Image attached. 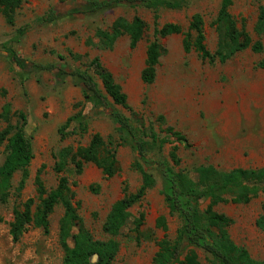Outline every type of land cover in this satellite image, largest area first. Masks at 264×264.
<instances>
[{"label": "rangeland", "instance_id": "374dc122", "mask_svg": "<svg viewBox=\"0 0 264 264\" xmlns=\"http://www.w3.org/2000/svg\"><path fill=\"white\" fill-rule=\"evenodd\" d=\"M81 1L86 0H24L16 11L13 26L6 24L0 14V112L7 103L12 112H25L26 133L32 137L33 145L24 188L17 196L14 188L21 177L17 171L12 177L9 200L0 203V264L61 263L58 225L63 215L62 205H56L49 216V234L28 225L18 242H13L9 235L13 208L28 197H35L37 202L34 184L37 174L48 191L56 186L53 167L62 147L87 145L95 133L114 143L120 141L103 107L77 105L83 101L82 83L71 72L87 70L102 88L89 65L96 56L127 95L128 107L113 105L109 99L112 107L136 127L153 130L160 137L166 135L164 129L168 125L186 136L188 148L172 137L163 147L162 155L168 158L171 147L177 145L180 164L176 169L190 171L195 178L193 171L199 165L211 164L221 170L264 166V35L255 32L259 7L264 0H232L229 12L237 27L244 28L252 41L260 40L263 49L238 51L225 61H208L195 50L186 52L183 48L184 32L191 16L200 13L205 44L210 51L216 49L218 34L213 21L220 0H190L181 9L160 8L156 12L144 6L114 5L92 15L70 14ZM53 7L61 12L59 18L50 23L40 22L38 18ZM134 16L141 17L145 23L143 37L136 47L129 46L126 34L118 37L111 49L94 45L97 30L109 29L119 17L130 21ZM166 23L179 25L181 32L158 35L156 30ZM19 29L25 30L22 36H18ZM152 41L159 44L161 54L155 80L147 84L141 79V71ZM5 47L15 51L23 68L17 66ZM34 64L51 67L37 70ZM79 110L87 117V130L61 138L60 126ZM5 125L0 118V130ZM4 156L5 143L0 145V164ZM150 156H155V152L151 151ZM116 158L117 171L109 178L91 162L85 163L79 174L64 173L74 193L72 200L79 203L78 214L96 239L109 238L102 231V223L111 205L125 193L134 192L141 182L140 174L132 168L134 153L128 144L117 148ZM262 201L263 194L259 192L247 204L215 206L232 219L228 232L233 241L248 249L256 259H264V232L255 225ZM207 204L208 200H201L200 209ZM128 211L130 217L115 237L120 246L113 264H150L158 240L164 236L175 238L179 227L178 218L169 212L160 192V180ZM140 214L143 223L134 232V220ZM160 217H164L165 230L156 225ZM195 251L201 264H210L206 254L200 249Z\"/></svg>", "mask_w": 264, "mask_h": 264}, {"label": "trees", "instance_id": "16d2710c", "mask_svg": "<svg viewBox=\"0 0 264 264\" xmlns=\"http://www.w3.org/2000/svg\"><path fill=\"white\" fill-rule=\"evenodd\" d=\"M24 0H0V14L6 24L13 26L17 9ZM190 0H86L79 2L77 9L70 14L92 15L114 5L144 6L155 12L160 8L181 9ZM232 0H220L219 9L213 23L218 34V44L210 51L205 44L203 18L200 13L191 16L188 29L184 32L183 48L186 52L195 50L202 59L208 61H225L238 51L250 49L261 52L263 44L260 40L252 41L244 28L239 29L229 12ZM61 13V12H60ZM57 7H53L40 16V22L50 23L61 15ZM145 23L139 16L130 21L119 17L109 29L96 31L97 41L94 45L99 49H111L118 37L126 34L129 46L136 47L142 39ZM18 30V36L24 34ZM181 32L179 25L166 23L156 30L160 36ZM255 32L264 35V2L259 7ZM12 60L23 68V62L15 51L5 47ZM161 54L160 46L152 41L146 49L145 65L141 71V79L150 84L155 80L156 65ZM94 74L100 79L102 88L93 74L87 70L74 69L71 75L82 83L83 101L77 105L91 104L95 108L103 107L114 129L119 134V142L105 140L100 134L91 136L87 145L72 148L65 146L56 154L53 170L57 174V184L47 190L39 174L35 176V197H28L13 208V219L9 223V235L13 242H18L28 225L39 228L47 235L50 232L49 216L56 205L61 204L63 215L58 225V245L62 250L60 264H113L119 251V241L115 237L120 233L130 217L129 208L138 203L160 180V192L171 214L176 215L179 227L176 236H166L158 240L157 251L150 264H201L195 249L207 255L210 264H264V259L251 256L248 249L236 244L230 237L228 227L232 219L215 209L221 203L247 204L259 192L263 194L261 214L255 225L264 232V166L258 168H232L221 170L215 166L199 165L194 168L193 178L190 171L176 169L180 164L177 145L168 152V158L162 155L163 147L174 141L190 147L186 136L166 126L165 136L160 137L155 131L136 127L130 119L113 105L128 107L127 95L118 84L112 73L101 63L98 56L89 62ZM50 65H36L37 70H50ZM109 99L112 104L109 103ZM103 112V111H102ZM6 125L0 130V145L5 143V156L0 164V203H6L12 194V177L21 173L20 180L14 191L17 196L25 186L28 178V166L33 158L32 137L26 133L27 115L23 111H11L10 104H5L0 112ZM12 118L14 120H12ZM163 122V117L158 118ZM72 127L71 131H66ZM87 130V117L81 110L69 116L60 126L61 138L69 133H84ZM128 144L134 153L132 168L140 174L139 187L131 193H125L110 207L103 223L102 231L109 236L107 239H96L84 225L78 214L79 203L72 199L69 179L65 172L81 173L87 162L101 169L106 178L112 177L117 171L116 152L120 145ZM154 151L155 156H150ZM93 190V188H91ZM95 191V190H94ZM201 200H208L201 210ZM1 219V218H0ZM143 223V214L134 220V232H138ZM156 225L166 229L164 217L158 218ZM95 256V260L92 257Z\"/></svg>", "mask_w": 264, "mask_h": 264}, {"label": "water", "instance_id": "95a60500", "mask_svg": "<svg viewBox=\"0 0 264 264\" xmlns=\"http://www.w3.org/2000/svg\"><path fill=\"white\" fill-rule=\"evenodd\" d=\"M93 258H95V256H93ZM93 258H92V259H93Z\"/></svg>", "mask_w": 264, "mask_h": 264}]
</instances>
